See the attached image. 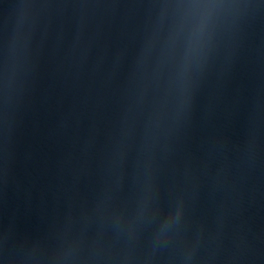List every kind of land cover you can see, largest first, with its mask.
<instances>
[{"label": "water", "instance_id": "95a60500", "mask_svg": "<svg viewBox=\"0 0 264 264\" xmlns=\"http://www.w3.org/2000/svg\"><path fill=\"white\" fill-rule=\"evenodd\" d=\"M0 264H264V0H0Z\"/></svg>", "mask_w": 264, "mask_h": 264}]
</instances>
